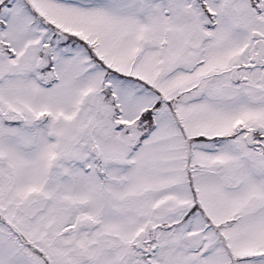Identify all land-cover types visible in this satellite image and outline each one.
<instances>
[{
  "label": "snow or ice",
  "instance_id": "snow-or-ice-1",
  "mask_svg": "<svg viewBox=\"0 0 264 264\" xmlns=\"http://www.w3.org/2000/svg\"><path fill=\"white\" fill-rule=\"evenodd\" d=\"M0 264H264V0H0Z\"/></svg>",
  "mask_w": 264,
  "mask_h": 264
}]
</instances>
